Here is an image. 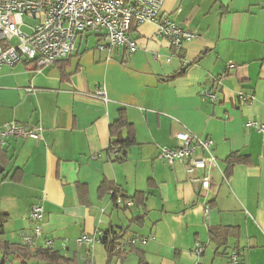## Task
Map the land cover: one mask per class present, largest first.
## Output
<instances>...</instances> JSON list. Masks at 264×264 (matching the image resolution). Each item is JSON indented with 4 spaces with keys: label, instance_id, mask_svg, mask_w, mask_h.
I'll return each instance as SVG.
<instances>
[{
    "label": "crops",
    "instance_id": "1",
    "mask_svg": "<svg viewBox=\"0 0 264 264\" xmlns=\"http://www.w3.org/2000/svg\"><path fill=\"white\" fill-rule=\"evenodd\" d=\"M163 10L198 34L177 52L146 22L132 32L133 53L120 46L108 55L90 39L40 72L24 61L0 69V130L16 121L42 135L0 136L4 241L52 248L75 264H139L140 253L148 264H236L234 253L237 264H264V133L245 127L250 119L264 123V0H164ZM207 90L218 100L204 97ZM239 92L253 98L241 101ZM121 108L137 144L115 162L110 125ZM187 130L214 141L217 166L195 172L210 178L205 191L186 163L160 156ZM232 153L244 159L226 177ZM105 180L111 189L101 192ZM116 188L129 197L145 193V205L118 203ZM35 204L44 209L40 237L29 218ZM211 226L234 231L218 248ZM108 231L122 236L120 245L130 236L149 240L123 247V258L101 241L78 243ZM0 264L47 263L14 254L3 261L0 252Z\"/></svg>",
    "mask_w": 264,
    "mask_h": 264
},
{
    "label": "built area",
    "instance_id": "2",
    "mask_svg": "<svg viewBox=\"0 0 264 264\" xmlns=\"http://www.w3.org/2000/svg\"><path fill=\"white\" fill-rule=\"evenodd\" d=\"M164 0H0V69L14 66L19 62L32 63L36 71H42L59 61L69 59L81 41L90 39L95 42V49L111 55L118 47L124 46L128 52L137 50L138 44L132 32L141 24L154 23L156 35L167 40L177 52L186 42L198 37L193 29L170 17L163 10ZM230 63L228 68H234ZM103 91L99 89L98 95ZM204 97L218 100L212 90L204 92ZM241 101H249L252 96L239 92ZM245 127L264 133V123L250 119ZM2 138L24 137L41 139V129L12 121L1 130ZM176 147L163 146L160 156L169 165L177 161L186 163L190 180L205 191L210 188L208 176L195 175L197 169L217 166L213 152L214 141L209 137H200L191 131H182L176 135ZM113 156L117 150L113 147ZM202 152L204 156H199ZM122 203V199H117ZM129 205L132 202H128ZM208 212V211H207ZM29 218L34 225V236L42 235L44 209L41 204L32 206ZM33 237H25V242L33 244ZM101 232L95 236L84 235L78 243L92 244L101 241ZM148 238L128 237L121 245L146 244ZM51 246L50 241H46ZM204 247L198 243L194 253L199 256ZM232 260L237 264L238 255Z\"/></svg>",
    "mask_w": 264,
    "mask_h": 264
},
{
    "label": "trees",
    "instance_id": "3",
    "mask_svg": "<svg viewBox=\"0 0 264 264\" xmlns=\"http://www.w3.org/2000/svg\"><path fill=\"white\" fill-rule=\"evenodd\" d=\"M62 69H63V75L66 76L67 74L64 71V66L62 67ZM177 74L178 73L171 75L170 78L177 77ZM110 130H111V135L113 137L110 150H113V147L117 146L119 147V152H120V155L117 154L116 156H113V160L115 162H124L128 158L130 148L137 144L135 126L129 120L125 108H121L119 110L118 116L110 125ZM124 130H126L127 135L124 137L122 142L117 141V135L119 131H124ZM243 159L244 157L239 155L238 153H232L226 158L225 160L227 164V169L225 173L226 177L230 174L233 166L238 162H241ZM110 189L111 186L109 185V182L106 180L103 181V183L100 186V191L101 192L109 191ZM119 197L122 198L124 202L134 200V202H136L139 206L145 205L146 194L143 192H137L134 194L133 197H129L126 194L121 193V191L118 188H116L114 191L113 198L117 200ZM8 220H9V216L7 214L0 213V252L3 255V261L7 260L9 256L14 254L24 258L25 260L36 259L38 261H42L47 264H75L73 258L63 256L60 252L52 248L39 247L32 250L27 245H19L16 243L4 241L2 239V236L4 234L5 224L8 222ZM233 229L234 228L232 227H226V226H211L209 230L210 237L215 242H218V248H219L220 245L223 244L222 241L227 240ZM121 237L122 236L119 234L108 231L106 233H103L100 239L101 242H103L106 245L111 255L116 252V254L120 256V258H123L125 256L126 251L123 250V247H121L122 245L117 243V241ZM139 264H148L141 253L139 254Z\"/></svg>",
    "mask_w": 264,
    "mask_h": 264
},
{
    "label": "water",
    "instance_id": "4",
    "mask_svg": "<svg viewBox=\"0 0 264 264\" xmlns=\"http://www.w3.org/2000/svg\"><path fill=\"white\" fill-rule=\"evenodd\" d=\"M124 139L123 135H122V131H119L118 135H117V141L122 142ZM2 171V169L0 170Z\"/></svg>",
    "mask_w": 264,
    "mask_h": 264
},
{
    "label": "rangeland",
    "instance_id": "5",
    "mask_svg": "<svg viewBox=\"0 0 264 264\" xmlns=\"http://www.w3.org/2000/svg\"><path fill=\"white\" fill-rule=\"evenodd\" d=\"M91 44L93 43V42H90Z\"/></svg>",
    "mask_w": 264,
    "mask_h": 264
}]
</instances>
